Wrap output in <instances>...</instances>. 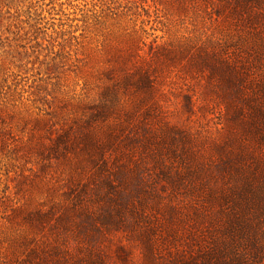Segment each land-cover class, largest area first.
Segmentation results:
<instances>
[{"label": "rangeland", "instance_id": "374dc122", "mask_svg": "<svg viewBox=\"0 0 264 264\" xmlns=\"http://www.w3.org/2000/svg\"><path fill=\"white\" fill-rule=\"evenodd\" d=\"M228 246L264 264V0H0V264Z\"/></svg>", "mask_w": 264, "mask_h": 264}, {"label": "trees", "instance_id": "16d2710c", "mask_svg": "<svg viewBox=\"0 0 264 264\" xmlns=\"http://www.w3.org/2000/svg\"><path fill=\"white\" fill-rule=\"evenodd\" d=\"M36 218H42L41 214H36ZM232 231V225H230ZM220 260L218 264H240V258H244L242 255L232 252V249L228 246L223 252L220 253Z\"/></svg>", "mask_w": 264, "mask_h": 264}]
</instances>
